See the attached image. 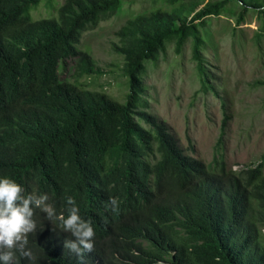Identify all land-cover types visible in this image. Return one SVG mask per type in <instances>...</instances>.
I'll return each mask as SVG.
<instances>
[{
	"label": "trees",
	"instance_id": "1",
	"mask_svg": "<svg viewBox=\"0 0 264 264\" xmlns=\"http://www.w3.org/2000/svg\"><path fill=\"white\" fill-rule=\"evenodd\" d=\"M43 1L54 16L31 17L42 0H0V178L25 194H47L57 214L67 215L65 196L75 199L95 231L83 264H264L262 163L232 171L217 153L210 166L187 155L149 111L143 83L146 62L189 44L199 91L215 93L205 20L223 16L239 26L255 13L264 23V0H151L114 31L123 103L60 78L70 61L78 74L97 72L78 49L81 36L122 0ZM255 83L264 87V78ZM110 197L118 211L105 207ZM33 219L26 247L35 260L16 252L13 264H80L64 248L69 233L39 209Z\"/></svg>",
	"mask_w": 264,
	"mask_h": 264
},
{
	"label": "rangeland",
	"instance_id": "2",
	"mask_svg": "<svg viewBox=\"0 0 264 264\" xmlns=\"http://www.w3.org/2000/svg\"><path fill=\"white\" fill-rule=\"evenodd\" d=\"M56 1L54 6L63 2ZM121 2L117 13L81 36L78 49L91 55L97 72L78 74L70 61L71 69L60 76L119 103L124 102L128 87L122 57L111 50L112 42H117L114 31L128 18L153 7L151 0ZM30 15L39 19L55 13L42 0ZM246 20L247 24L235 26L229 18L210 17L201 29L215 93L199 91L189 44L180 54L169 45L156 63L146 62L143 83L149 111L165 124L187 155L210 166L217 153L232 171L262 163L264 174V87L255 83L264 78V23L255 13H248Z\"/></svg>",
	"mask_w": 264,
	"mask_h": 264
},
{
	"label": "clouds",
	"instance_id": "3",
	"mask_svg": "<svg viewBox=\"0 0 264 264\" xmlns=\"http://www.w3.org/2000/svg\"><path fill=\"white\" fill-rule=\"evenodd\" d=\"M48 199L47 194H25L24 187L14 180L0 178V264H13L16 252L29 260H35L26 246L28 235L36 229L33 216L37 209L46 214L48 221L73 237L64 241V248L74 253L80 264H83L84 254L93 251L95 231L92 221L81 217L75 199L64 197L66 216L63 212L57 214L55 208L47 203ZM118 206L116 197H110L105 205L113 212L118 211Z\"/></svg>",
	"mask_w": 264,
	"mask_h": 264
}]
</instances>
